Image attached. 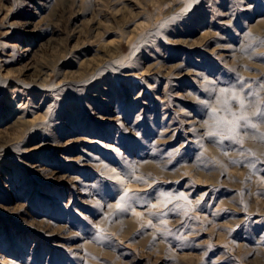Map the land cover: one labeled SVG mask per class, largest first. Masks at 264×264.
<instances>
[{
  "label": "rangeland",
  "instance_id": "rangeland-1",
  "mask_svg": "<svg viewBox=\"0 0 264 264\" xmlns=\"http://www.w3.org/2000/svg\"><path fill=\"white\" fill-rule=\"evenodd\" d=\"M240 82L264 0H0V264H264V141L204 135Z\"/></svg>",
  "mask_w": 264,
  "mask_h": 264
},
{
  "label": "snow or ice",
  "instance_id": "snow-or-ice-1",
  "mask_svg": "<svg viewBox=\"0 0 264 264\" xmlns=\"http://www.w3.org/2000/svg\"><path fill=\"white\" fill-rule=\"evenodd\" d=\"M244 89L245 83L242 82L232 84L229 87H221L216 96L215 105H205V107L210 108V123L207 124L208 130L204 135L213 142L224 145L225 141H229L230 143L242 145V132H252L254 135L258 134V138L264 141V132H259L257 123L253 122L254 119L264 122V108H258L257 102H251L246 105L245 97L249 95L255 96L257 94L252 92L251 89L247 92ZM234 105L236 106L235 110ZM249 109L252 110L249 111ZM233 162L235 163V161ZM135 179L142 180L143 178L136 177ZM173 195L172 193L161 191L158 193L157 199L167 207V204L172 203ZM176 199L187 200L188 198L181 193L176 196ZM142 200L146 203L147 196L141 195L140 192L132 189H123L115 208L118 212H124L132 204H139ZM156 207V204L152 205V208ZM137 215L142 214L137 213ZM150 224L151 221H149Z\"/></svg>",
  "mask_w": 264,
  "mask_h": 264
},
{
  "label": "bare ground",
  "instance_id": "bare-ground-1",
  "mask_svg": "<svg viewBox=\"0 0 264 264\" xmlns=\"http://www.w3.org/2000/svg\"><path fill=\"white\" fill-rule=\"evenodd\" d=\"M110 49L112 48V47H109Z\"/></svg>",
  "mask_w": 264,
  "mask_h": 264
}]
</instances>
